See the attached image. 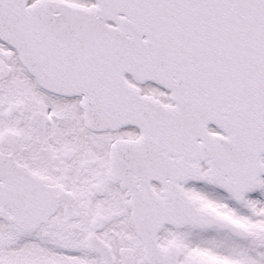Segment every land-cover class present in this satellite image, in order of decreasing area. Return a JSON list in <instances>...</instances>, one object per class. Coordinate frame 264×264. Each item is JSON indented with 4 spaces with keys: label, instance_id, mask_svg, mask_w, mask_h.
I'll list each match as a JSON object with an SVG mask.
<instances>
[{
    "label": "snow or ice",
    "instance_id": "snow-or-ice-1",
    "mask_svg": "<svg viewBox=\"0 0 264 264\" xmlns=\"http://www.w3.org/2000/svg\"><path fill=\"white\" fill-rule=\"evenodd\" d=\"M0 264H264V0H0Z\"/></svg>",
    "mask_w": 264,
    "mask_h": 264
}]
</instances>
